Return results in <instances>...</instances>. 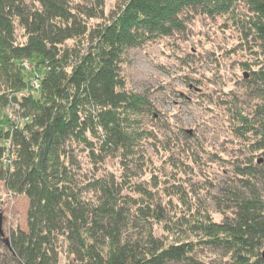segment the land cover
Listing matches in <instances>:
<instances>
[{
	"label": "trees",
	"instance_id": "1",
	"mask_svg": "<svg viewBox=\"0 0 264 264\" xmlns=\"http://www.w3.org/2000/svg\"><path fill=\"white\" fill-rule=\"evenodd\" d=\"M197 16L235 31L252 81L253 102L228 107L238 147L213 210L181 182L157 193L154 105L123 69L130 47ZM0 107V180L28 200L26 227L3 240L11 264H201L206 247L264 264V0H0Z\"/></svg>",
	"mask_w": 264,
	"mask_h": 264
},
{
	"label": "rangeland",
	"instance_id": "2",
	"mask_svg": "<svg viewBox=\"0 0 264 264\" xmlns=\"http://www.w3.org/2000/svg\"><path fill=\"white\" fill-rule=\"evenodd\" d=\"M117 1L104 0L105 10ZM220 24L197 16L187 22L183 31L130 47L123 64L129 85L146 93L154 105L152 110L156 120L146 116V121L154 125L160 146L155 150L149 144L146 157L151 158L147 169H155V165L159 168L155 170L161 180L157 193L166 200L163 188L181 182L188 190L194 187L195 194L193 189L190 192L193 202L202 200L212 210L216 204L215 195L220 193L219 187L232 181L229 159L236 156L238 147L228 129V107L232 100L235 102L232 107L253 102L247 88L252 81L249 83L247 70L240 63L242 53L229 50L236 42L235 31L224 32ZM23 62L31 70V66L25 60ZM39 70L43 67L36 71ZM31 81L37 88V79ZM11 114L10 107H0V126ZM166 144L171 152L162 149L161 146ZM240 149L244 147L240 146ZM169 153L177 163L164 162ZM148 175L146 170L142 177L147 179ZM241 189L248 192L249 188ZM171 199L177 201L175 197ZM27 203L25 195L9 193L0 180L4 236L16 225L26 227ZM213 214L220 218L219 213ZM154 230L162 233L160 225ZM4 252L0 238V264H11ZM225 256L220 249L206 247L200 256L201 264H224ZM167 264L181 263L170 261Z\"/></svg>",
	"mask_w": 264,
	"mask_h": 264
},
{
	"label": "water",
	"instance_id": "3",
	"mask_svg": "<svg viewBox=\"0 0 264 264\" xmlns=\"http://www.w3.org/2000/svg\"><path fill=\"white\" fill-rule=\"evenodd\" d=\"M0 238H2L5 242H7V238L4 236V231L2 228V215L0 213ZM261 256L264 259V248L261 250Z\"/></svg>",
	"mask_w": 264,
	"mask_h": 264
}]
</instances>
